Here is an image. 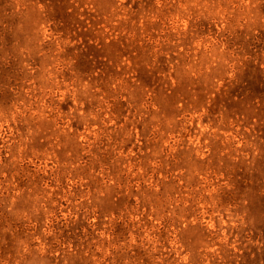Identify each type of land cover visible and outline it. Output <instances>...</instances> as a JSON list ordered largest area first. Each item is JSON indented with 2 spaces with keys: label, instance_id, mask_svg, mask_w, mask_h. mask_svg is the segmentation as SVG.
Returning a JSON list of instances; mask_svg holds the SVG:
<instances>
[{
  "label": "rangeland",
  "instance_id": "rangeland-1",
  "mask_svg": "<svg viewBox=\"0 0 264 264\" xmlns=\"http://www.w3.org/2000/svg\"><path fill=\"white\" fill-rule=\"evenodd\" d=\"M0 264H264V0H0Z\"/></svg>",
  "mask_w": 264,
  "mask_h": 264
}]
</instances>
